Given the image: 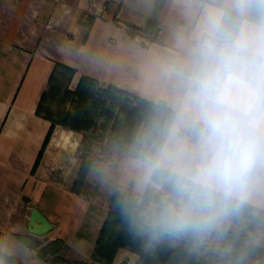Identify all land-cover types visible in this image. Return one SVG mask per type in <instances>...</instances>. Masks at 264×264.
I'll return each mask as SVG.
<instances>
[{"label":"clouds","instance_id":"clouds-1","mask_svg":"<svg viewBox=\"0 0 264 264\" xmlns=\"http://www.w3.org/2000/svg\"><path fill=\"white\" fill-rule=\"evenodd\" d=\"M179 2L120 183L139 233L203 243L264 211V0Z\"/></svg>","mask_w":264,"mask_h":264},{"label":"crops","instance_id":"crops-1","mask_svg":"<svg viewBox=\"0 0 264 264\" xmlns=\"http://www.w3.org/2000/svg\"><path fill=\"white\" fill-rule=\"evenodd\" d=\"M179 0H0V249L22 264H58L39 248L62 239L61 259L94 261L110 204L72 188L82 134L54 142L38 169L51 120L40 110L58 72L154 102L150 77L182 23ZM117 167L120 183L123 162ZM121 185V183H120ZM34 209L52 225L30 231ZM42 242L36 247L32 239ZM112 264H120L118 255ZM134 255V254H133ZM132 255V256H133ZM0 264L7 262L0 257Z\"/></svg>","mask_w":264,"mask_h":264},{"label":"rangeland","instance_id":"rangeland-1","mask_svg":"<svg viewBox=\"0 0 264 264\" xmlns=\"http://www.w3.org/2000/svg\"><path fill=\"white\" fill-rule=\"evenodd\" d=\"M72 74L73 72L68 70L58 72L56 80L54 79L46 91L40 105V110L50 118L52 125L50 136L35 171L42 162L44 152L52 140L56 128L62 130V132L55 133L54 142L56 143H61L63 139L67 141L68 137L72 138L70 136L72 133L82 134L83 137L76 153L77 162L71 177L72 188L77 191L83 190L87 196L103 199L110 206L114 205L112 209L122 208V212L128 214L129 205L126 202L125 193L122 191V185L118 182L116 171L124 154L110 138L111 127L113 124H117L122 128V133L125 131L124 138L126 135L133 138L145 123L125 111V108H131L135 101L124 98L122 95L108 94L95 83L86 81L79 83L80 77L74 83ZM111 97L116 98L117 101H112ZM88 141L91 142L93 157L89 165L83 163L79 151L81 145H86ZM116 193H119L120 197L114 203L113 197ZM243 214L250 223L247 233L253 237V240L259 241L264 246V228L259 227L258 224V216L261 214L252 210H246ZM253 224L258 225L255 226V230L252 229ZM110 225H112V221ZM231 227H236L235 222ZM196 247H201L198 253L202 257L209 258L221 257L228 251L224 247L222 239L216 240L215 238H208L203 243L198 242ZM120 249L125 250L118 255V260H122L120 264H138L140 256L137 253L123 247L118 251ZM61 253H64L62 247L59 251L60 255ZM57 263L77 264L69 259H58ZM87 263L99 264L93 261Z\"/></svg>","mask_w":264,"mask_h":264},{"label":"trees","instance_id":"trees-1","mask_svg":"<svg viewBox=\"0 0 264 264\" xmlns=\"http://www.w3.org/2000/svg\"><path fill=\"white\" fill-rule=\"evenodd\" d=\"M65 68L68 71L71 70L68 67ZM83 81L99 85L102 89L107 91L108 94L122 95L124 98L135 101V103H132L131 108H125V111L128 114L137 117L141 122L146 123L150 117L154 102L148 101L112 84L102 86L97 80L87 76L80 77L79 83H82ZM45 94L46 92L44 93L42 100ZM111 99L112 101H117L116 98L111 97ZM111 129L112 133L110 134V138L115 142L117 147L122 150L124 158L134 137L132 138L126 135V138H124L126 133L125 131L122 133V128L117 124H113ZM50 133L51 127L44 146L38 156L34 172L42 156ZM79 151L83 163L89 165L93 160L91 155V142L88 141L86 145H81ZM119 197V193H116L113 197V202L115 203ZM112 206L109 208L107 217L98 236L93 252V262L99 264H112L118 249L123 247L140 256L138 264H264V246L259 241L253 240V237L247 233L250 223L247 221V217L243 214L246 210L257 211L256 209L246 207L240 211L238 217L234 220L236 227H230L227 234L222 239L223 245L228 251L221 257L209 258L207 256L202 257L198 253V250H200L201 247H196V243L198 242L192 238L150 239L147 235L139 233L131 226L130 221L132 215L130 211L127 214L122 212V208L114 210L112 209ZM259 213L261 215L258 216V224L260 225L259 227L264 228V211H259ZM111 221L112 225L109 226ZM256 225L257 224H253V230H255ZM32 243L36 247L42 244L40 240L34 238L32 239ZM62 244V239L57 238L51 240L41 246L39 252L42 255L51 253L54 255V260L57 261L58 259H61L59 251ZM0 257L3 258L7 264H22L17 257L8 255L1 249ZM87 262L88 261H80L77 264H88Z\"/></svg>","mask_w":264,"mask_h":264},{"label":"water","instance_id":"water-1","mask_svg":"<svg viewBox=\"0 0 264 264\" xmlns=\"http://www.w3.org/2000/svg\"><path fill=\"white\" fill-rule=\"evenodd\" d=\"M29 224L30 231L35 234H44L52 227L49 221L38 211V209L33 210Z\"/></svg>","mask_w":264,"mask_h":264},{"label":"built area","instance_id":"built-area-1","mask_svg":"<svg viewBox=\"0 0 264 264\" xmlns=\"http://www.w3.org/2000/svg\"><path fill=\"white\" fill-rule=\"evenodd\" d=\"M121 264H124V263H121Z\"/></svg>","mask_w":264,"mask_h":264}]
</instances>
